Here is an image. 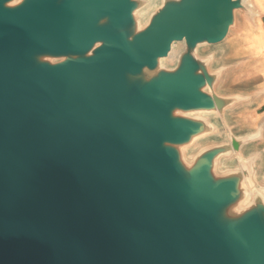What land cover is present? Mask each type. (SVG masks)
<instances>
[{
  "label": "water",
  "instance_id": "95a60500",
  "mask_svg": "<svg viewBox=\"0 0 264 264\" xmlns=\"http://www.w3.org/2000/svg\"><path fill=\"white\" fill-rule=\"evenodd\" d=\"M240 12L0 0V264H264L254 136L227 120L251 97L222 91L232 66L201 52Z\"/></svg>",
  "mask_w": 264,
  "mask_h": 264
},
{
  "label": "crops",
  "instance_id": "0c3cea01",
  "mask_svg": "<svg viewBox=\"0 0 264 264\" xmlns=\"http://www.w3.org/2000/svg\"><path fill=\"white\" fill-rule=\"evenodd\" d=\"M250 14L240 12L236 30L216 45L217 62L232 66L223 85L226 92L250 95V102L227 114L237 136L254 138L242 149L254 158L256 180L264 185V0H247Z\"/></svg>",
  "mask_w": 264,
  "mask_h": 264
},
{
  "label": "rangeland",
  "instance_id": "374dc122",
  "mask_svg": "<svg viewBox=\"0 0 264 264\" xmlns=\"http://www.w3.org/2000/svg\"><path fill=\"white\" fill-rule=\"evenodd\" d=\"M156 4H158V2H157ZM230 35H231V33H230ZM214 49H215V46H204V47L201 48V52H202L203 54H206V53H208V52H210V51H212V50H214ZM181 50H182V44L177 43V44L175 45V47H174V53L177 55ZM165 65H166V66H169V67H172V66H174V61H172V60H167V61L165 62ZM229 86H230V85H228V86L223 85L222 88H221V90H222V91H226V90H228V89L230 88ZM221 139H222L221 137H217V136H215V137L204 138V139H202V140H200V141L198 142V144H197V146H196L195 148H191V149H189V150H188V154H189L190 156H191V155H194L195 153H197L200 149H202V148L205 147L206 145H208V144H210V143L218 142V141H220ZM190 158H191V157H190Z\"/></svg>",
  "mask_w": 264,
  "mask_h": 264
}]
</instances>
